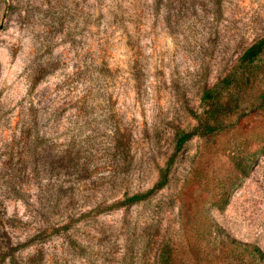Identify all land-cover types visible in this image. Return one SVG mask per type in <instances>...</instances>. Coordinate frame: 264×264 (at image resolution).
Segmentation results:
<instances>
[{
    "label": "rangeland",
    "instance_id": "1",
    "mask_svg": "<svg viewBox=\"0 0 264 264\" xmlns=\"http://www.w3.org/2000/svg\"><path fill=\"white\" fill-rule=\"evenodd\" d=\"M262 38L264 0H0V264H264Z\"/></svg>",
    "mask_w": 264,
    "mask_h": 264
},
{
    "label": "trees",
    "instance_id": "2",
    "mask_svg": "<svg viewBox=\"0 0 264 264\" xmlns=\"http://www.w3.org/2000/svg\"><path fill=\"white\" fill-rule=\"evenodd\" d=\"M264 51V38H262L261 40L255 42L252 46H250L246 52L244 53L242 59L244 61H248L251 62L253 60H255L256 57H258L262 52ZM192 134L190 133H184L181 132V136L180 139L178 141V145L181 147L183 146L190 138H191ZM142 200V196H134L132 198L131 201H140Z\"/></svg>",
    "mask_w": 264,
    "mask_h": 264
}]
</instances>
